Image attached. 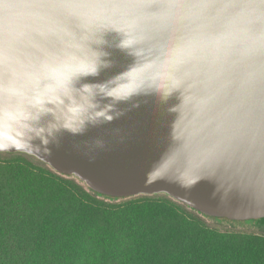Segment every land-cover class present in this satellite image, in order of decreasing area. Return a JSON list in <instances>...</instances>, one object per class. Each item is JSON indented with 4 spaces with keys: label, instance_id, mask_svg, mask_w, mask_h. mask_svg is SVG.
Wrapping results in <instances>:
<instances>
[{
    "label": "water",
    "instance_id": "95a60500",
    "mask_svg": "<svg viewBox=\"0 0 264 264\" xmlns=\"http://www.w3.org/2000/svg\"><path fill=\"white\" fill-rule=\"evenodd\" d=\"M61 2L69 7L35 18L21 29L17 40L23 52L39 56L54 51L70 37L73 26L112 27L146 37L163 61L161 71L174 77L182 70L192 81V91H174L166 100L156 94L137 96L119 105L126 109L124 115L90 127L83 135L65 132L47 147L37 140L26 150L0 154L29 156L103 196L163 194L210 218L264 220L262 120L243 87L242 60L230 56L229 34L198 12L164 6L172 0ZM81 3L91 6H71ZM105 3L134 7L98 6ZM153 4L163 7L152 11ZM101 35L106 43L100 47L109 53L111 67L81 83L108 80L134 63V57L117 47L122 33L107 29ZM15 131L3 127L0 135ZM96 139L104 141L102 149L95 146ZM209 141L217 144L223 166L193 169L186 155Z\"/></svg>",
    "mask_w": 264,
    "mask_h": 264
},
{
    "label": "clouds",
    "instance_id": "9594fccd",
    "mask_svg": "<svg viewBox=\"0 0 264 264\" xmlns=\"http://www.w3.org/2000/svg\"><path fill=\"white\" fill-rule=\"evenodd\" d=\"M98 6L134 7L125 3ZM164 6L198 12L229 34L230 56L242 60L243 87L251 106L264 119V0H172ZM67 7L61 0H0V129L16 130L9 134L11 138L0 135V151L26 150L37 140L47 147L58 143L65 132L83 135L90 127L124 115L126 109L119 105L137 96L156 94L166 100L174 91H192V81L182 70L174 77L161 71L163 61L146 37L112 27L73 26L70 37L54 51L37 56L21 50L17 36L23 27ZM107 29L123 34L117 47L134 57V63L108 80L81 83L111 67L109 53L100 47L106 43L101 33ZM94 144L104 147L101 139ZM189 151L186 159L193 169L218 156V146L211 141Z\"/></svg>",
    "mask_w": 264,
    "mask_h": 264
},
{
    "label": "trees",
    "instance_id": "16d2710c",
    "mask_svg": "<svg viewBox=\"0 0 264 264\" xmlns=\"http://www.w3.org/2000/svg\"><path fill=\"white\" fill-rule=\"evenodd\" d=\"M5 155L0 264H264V236L220 232L204 221L227 219L163 194L116 207L97 197L124 198L97 194L29 156Z\"/></svg>",
    "mask_w": 264,
    "mask_h": 264
},
{
    "label": "rangeland",
    "instance_id": "374dc122",
    "mask_svg": "<svg viewBox=\"0 0 264 264\" xmlns=\"http://www.w3.org/2000/svg\"><path fill=\"white\" fill-rule=\"evenodd\" d=\"M2 158H7V156L5 154H0V159ZM33 160L34 162H38L35 159ZM142 197L143 196H138V197L124 198V199H109V198H104V197H97V199L101 202L111 204L116 207H120L130 200L144 199ZM149 198H153V197L149 196ZM204 221L210 228L218 230L220 232L255 234V235L264 236V220H253V221H245V222L231 221L230 222L226 220L217 221V220L206 218Z\"/></svg>",
    "mask_w": 264,
    "mask_h": 264
},
{
    "label": "snow or ice",
    "instance_id": "6c2138e0",
    "mask_svg": "<svg viewBox=\"0 0 264 264\" xmlns=\"http://www.w3.org/2000/svg\"><path fill=\"white\" fill-rule=\"evenodd\" d=\"M161 4H153L151 6L152 11H156L162 8ZM224 158L218 154L215 160H209L208 164L199 168V171H207L210 167L219 166L222 167ZM261 165L264 167V119L261 122Z\"/></svg>",
    "mask_w": 264,
    "mask_h": 264
}]
</instances>
